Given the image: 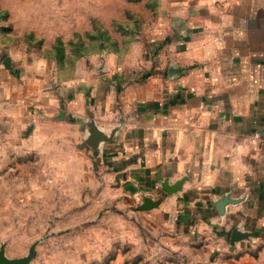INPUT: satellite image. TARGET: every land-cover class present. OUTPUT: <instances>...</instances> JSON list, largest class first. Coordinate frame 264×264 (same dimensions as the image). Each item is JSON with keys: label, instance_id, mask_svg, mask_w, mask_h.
Returning a JSON list of instances; mask_svg holds the SVG:
<instances>
[{"label": "crops", "instance_id": "0c3cea01", "mask_svg": "<svg viewBox=\"0 0 264 264\" xmlns=\"http://www.w3.org/2000/svg\"><path fill=\"white\" fill-rule=\"evenodd\" d=\"M184 6L178 26L171 16L152 26L162 46L130 64L106 56L65 77L36 54L6 67L0 45L2 147L69 125L77 137L66 139L105 171L118 209L161 218L145 224L179 256L166 264H264V0ZM91 123L109 138L97 147ZM145 196L156 206L143 209ZM235 229L251 236L233 242ZM91 250L88 263L109 255ZM105 264L126 263L118 253Z\"/></svg>", "mask_w": 264, "mask_h": 264}, {"label": "rangeland", "instance_id": "374dc122", "mask_svg": "<svg viewBox=\"0 0 264 264\" xmlns=\"http://www.w3.org/2000/svg\"><path fill=\"white\" fill-rule=\"evenodd\" d=\"M184 5L185 0H0L3 64L36 54L58 62L66 77L78 63L94 68L106 56L119 63L142 61L148 47L163 43L153 42L152 26L170 16L178 26L176 14ZM43 130V139L9 151L0 133V250L24 258L36 243L30 264H105L118 253L126 264H166L170 257L179 262L160 240L164 230L145 224L161 218L118 209L105 171L84 162L82 147L66 139L77 137L69 125L47 124ZM94 248L109 255L88 263Z\"/></svg>", "mask_w": 264, "mask_h": 264}, {"label": "water", "instance_id": "95a60500", "mask_svg": "<svg viewBox=\"0 0 264 264\" xmlns=\"http://www.w3.org/2000/svg\"><path fill=\"white\" fill-rule=\"evenodd\" d=\"M6 67L11 68L12 62L10 58H6L5 60ZM109 138L100 130V128L95 124L91 123L89 126V134L87 136L88 143L93 146L97 147L100 144V141ZM181 182H178L176 185L172 187H168L165 185V188L169 192H174L178 188H180ZM156 202H154L150 197L145 196L143 198V203L141 204V207L143 209H151L152 207L156 206ZM251 236V232H241L239 229H235L233 232L232 241H238L245 238H249ZM35 246L36 243L33 244L29 254L24 258H10L6 254L5 248H1L0 250V264H30L31 259L33 258L34 252H35Z\"/></svg>", "mask_w": 264, "mask_h": 264}]
</instances>
